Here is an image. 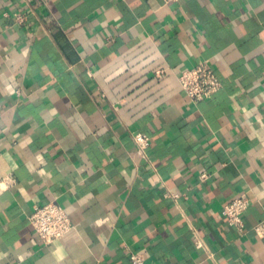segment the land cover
<instances>
[{
	"label": "crops",
	"instance_id": "0c3cea01",
	"mask_svg": "<svg viewBox=\"0 0 264 264\" xmlns=\"http://www.w3.org/2000/svg\"><path fill=\"white\" fill-rule=\"evenodd\" d=\"M0 174V264H264V0H0ZM52 201L74 228L46 246Z\"/></svg>",
	"mask_w": 264,
	"mask_h": 264
},
{
	"label": "built area",
	"instance_id": "2783aa9c",
	"mask_svg": "<svg viewBox=\"0 0 264 264\" xmlns=\"http://www.w3.org/2000/svg\"><path fill=\"white\" fill-rule=\"evenodd\" d=\"M178 1L165 0L166 3ZM24 19L22 15H15V20L19 23H22ZM179 81L185 94L195 103L210 99L222 87L216 71L206 61L201 62L195 68L184 70L180 74ZM132 137L138 147V153L143 154L150 146L151 140L149 136L143 133H133ZM206 178L207 174H203L202 179ZM12 182L11 177L0 174L1 189L7 190ZM249 206L250 199L245 195H241L223 207L222 215L230 227L243 232L245 230L244 217ZM29 221L38 238L46 246L63 239L74 228L70 216L56 201L42 206H35ZM254 231L257 236L264 238V221L256 225ZM130 261L131 264H146L142 257L135 252L130 253Z\"/></svg>",
	"mask_w": 264,
	"mask_h": 264
}]
</instances>
